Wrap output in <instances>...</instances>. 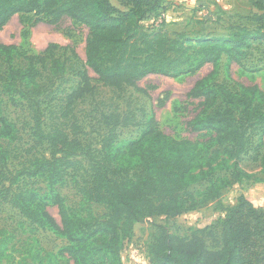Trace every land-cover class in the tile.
<instances>
[{
    "label": "trees",
    "instance_id": "16d2710c",
    "mask_svg": "<svg viewBox=\"0 0 264 264\" xmlns=\"http://www.w3.org/2000/svg\"><path fill=\"white\" fill-rule=\"evenodd\" d=\"M165 1L118 0L120 9L110 0H0V30L14 15L29 25L57 26L69 18L87 28L85 61L80 67L68 66L67 59L56 55L58 50H69L77 59L69 45L49 43L40 53L31 54L0 43V59L6 64L0 73V139H14L16 133L3 114L1 103L6 95L11 105L24 104L31 110L35 144H46L49 151L48 156L12 170L7 165L11 151L0 141V203L67 241L57 252L31 248L15 255L14 235L1 227L0 261L123 264L121 253L134 224L155 216L177 217L217 199L224 188L249 180L253 174L241 165L249 154L264 172L259 149L264 144V91L257 84L207 82L217 75L222 55L227 57V69L233 63L240 65L252 42L264 40V0H249L259 12L244 18L254 28L237 25L230 27L229 35L196 40L183 31L168 34L144 26L145 19L162 14ZM15 57L25 66H14ZM205 64L212 65L211 71L187 92L189 98L202 99L200 112L187 126L193 132L211 133L212 145L201 147L200 142L165 134L153 114L143 122L140 135L124 144L116 143L115 130L130 119L105 116L108 131L96 152L78 137L81 129L75 123L71 132L58 126L43 129L42 105L54 101L58 92H64L63 115L67 117L78 100L95 91L93 80L113 89L133 87L145 93L138 82L148 75L176 78L193 74ZM67 71L78 79L69 92L61 89ZM39 178L49 186L72 182L85 213L68 210L55 193L51 200L58 209L57 221L37 192L23 184ZM252 182L264 183V177ZM91 204L101 205L104 213L93 214ZM156 227L158 233L147 245L149 264H264V208L243 193L217 219L218 237L208 232L215 239L214 247L207 245L204 229L180 237L165 224Z\"/></svg>",
    "mask_w": 264,
    "mask_h": 264
},
{
    "label": "rangeland",
    "instance_id": "374dc122",
    "mask_svg": "<svg viewBox=\"0 0 264 264\" xmlns=\"http://www.w3.org/2000/svg\"><path fill=\"white\" fill-rule=\"evenodd\" d=\"M116 7L123 9L118 0H110ZM171 1V2H170ZM162 14L158 17L151 15L143 21L144 26L150 31H163L168 34L183 31L191 39L201 37H220L231 33L230 27L237 25L254 28L255 24L244 17L254 12H259L251 6L249 0H168ZM87 37V28L75 23L69 18H64L57 25L44 22L29 25L22 21L19 15H14L0 30V43L13 44L17 49L31 53H40L49 43L59 46L69 45L77 54L74 58L69 50H58L56 55L67 59V65L80 67L85 61L84 47ZM14 66L24 67L25 62L20 57L12 61ZM6 67L0 59V73ZM212 69L211 64H205L193 74H185L176 78L162 75H148L138 82L146 90L139 92L133 87L113 89L95 80V91L78 100L67 117L63 115L64 92H58L56 99L49 105H42L43 129L50 131L58 126L67 132L72 131V125L77 124L81 133L78 137L96 152L100 149L101 140L108 127L105 116L119 114L121 118L128 117L126 126H119L117 144H124L135 139L143 129V122L152 114L155 116L158 128L165 134L175 138H187L200 142V146L212 145L211 133L193 132L187 123L201 110L202 99H193L187 92L194 83L205 77ZM229 70L230 78L227 76ZM89 74L95 77L89 69ZM66 82L61 87L69 92L76 86L78 79L67 71ZM226 82L233 86L235 82L245 85L257 84L264 91V40H254L247 50L240 65L231 64L227 69V57L222 55L217 65V75L207 82ZM1 89V86H0ZM61 89L59 91H61ZM2 110L6 118L15 126L14 139H0L3 146L9 149L10 156L8 167L12 170L30 165V162L40 156H48L46 144L38 145L32 136V112L24 104L13 106L6 95L2 97ZM258 139V135L256 136ZM264 143V136H263ZM264 155V144L259 147ZM252 154L243 157L241 165L253 174L249 180L234 183L221 191L217 199L207 201L202 206L187 211L177 217L165 219L162 216L151 217L143 222L134 224L132 236L125 241L121 253L123 264H149L147 245L152 237L158 233L157 224H165L169 232L180 237H189L192 233L204 229L206 243L209 247L216 246L213 235L218 237L216 227L217 219L223 215L224 208L235 203L237 196L244 193L253 179L263 178L264 172L260 162L251 160ZM26 188L35 190L38 199L46 204V210L59 221L57 206L52 203L51 197L58 193L68 210L85 213V207L80 194L72 182L68 181L62 186L47 185L42 178L26 180ZM198 187V184H195ZM89 209L95 215H102L104 208L101 205L91 204ZM4 227L14 235L12 245L15 255L26 253L31 248L57 252L67 244L64 237L48 228L37 227L26 218L22 217L17 209L7 203H0V228ZM11 245V244H10ZM0 264H10L1 260Z\"/></svg>",
    "mask_w": 264,
    "mask_h": 264
},
{
    "label": "crops",
    "instance_id": "0c3cea01",
    "mask_svg": "<svg viewBox=\"0 0 264 264\" xmlns=\"http://www.w3.org/2000/svg\"><path fill=\"white\" fill-rule=\"evenodd\" d=\"M171 2V1H170ZM168 0L165 1V5ZM166 7V6H165ZM255 206L264 208V183L253 182L247 186L243 193Z\"/></svg>",
    "mask_w": 264,
    "mask_h": 264
}]
</instances>
